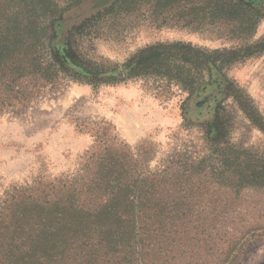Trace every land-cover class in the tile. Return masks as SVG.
<instances>
[{
    "label": "trees",
    "instance_id": "16d2710c",
    "mask_svg": "<svg viewBox=\"0 0 264 264\" xmlns=\"http://www.w3.org/2000/svg\"><path fill=\"white\" fill-rule=\"evenodd\" d=\"M84 0H0V115L19 114L68 83L93 88L153 81L157 96L181 92L182 126L199 129L205 152L151 168L153 149L92 130L94 144L74 175L15 187L0 198V264H235L264 237L237 202L264 194V155L229 141L232 102L264 134V118L228 78L233 65L264 51L253 44L207 50L188 42L146 46L121 65L96 62L80 42L104 19L144 8L146 18L196 27L226 23L247 39L264 0H114L65 32L64 14ZM238 39V38H236ZM209 118L187 119L186 106ZM244 222V224H239Z\"/></svg>",
    "mask_w": 264,
    "mask_h": 264
},
{
    "label": "rangeland",
    "instance_id": "374dc122",
    "mask_svg": "<svg viewBox=\"0 0 264 264\" xmlns=\"http://www.w3.org/2000/svg\"><path fill=\"white\" fill-rule=\"evenodd\" d=\"M114 0H84L67 11L63 32L107 8ZM110 16L96 32L83 38L82 50L96 62L121 65L138 50L158 42H188L207 50L253 44L264 37V18L252 36L233 37L226 23L188 26L182 20L159 18L150 22L144 8ZM238 38V39H236ZM227 76L251 98L264 118V51L233 65ZM153 81L135 80L117 86L93 88L70 82L59 92L48 94L19 114L0 115V198L15 187L31 188L38 183L70 177L94 144L92 130L97 126L130 147L143 144L153 149L151 168L171 156L202 155L205 147L199 129L182 126L184 114L181 92L169 89L171 97L157 96ZM186 106L187 119H207ZM232 117L229 141L243 150L264 155V134L252 126L232 102L225 104ZM262 193V192H260ZM248 193L237 202L248 210L247 224L264 226V194ZM239 224H244L241 222ZM235 264H264V237L252 243Z\"/></svg>",
    "mask_w": 264,
    "mask_h": 264
}]
</instances>
